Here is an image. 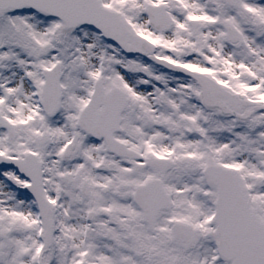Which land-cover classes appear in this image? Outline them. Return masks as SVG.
Masks as SVG:
<instances>
[{
    "label": "snow or ice",
    "instance_id": "6c2138e0",
    "mask_svg": "<svg viewBox=\"0 0 264 264\" xmlns=\"http://www.w3.org/2000/svg\"><path fill=\"white\" fill-rule=\"evenodd\" d=\"M0 264H264V0H0Z\"/></svg>",
    "mask_w": 264,
    "mask_h": 264
}]
</instances>
